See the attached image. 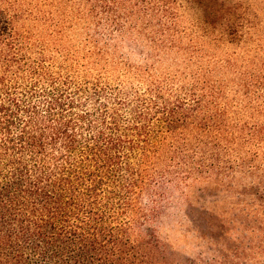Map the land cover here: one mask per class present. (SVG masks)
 I'll list each match as a JSON object with an SVG mask.
<instances>
[{
	"label": "rangeland",
	"instance_id": "1",
	"mask_svg": "<svg viewBox=\"0 0 264 264\" xmlns=\"http://www.w3.org/2000/svg\"><path fill=\"white\" fill-rule=\"evenodd\" d=\"M7 6L35 50L84 80L183 104L136 201L163 262L264 264V0Z\"/></svg>",
	"mask_w": 264,
	"mask_h": 264
},
{
	"label": "trees",
	"instance_id": "2",
	"mask_svg": "<svg viewBox=\"0 0 264 264\" xmlns=\"http://www.w3.org/2000/svg\"><path fill=\"white\" fill-rule=\"evenodd\" d=\"M12 11L0 7V264H165L136 201L183 104L84 80Z\"/></svg>",
	"mask_w": 264,
	"mask_h": 264
}]
</instances>
